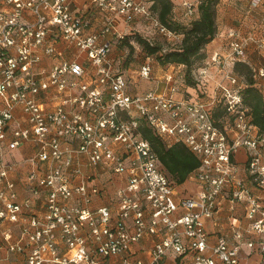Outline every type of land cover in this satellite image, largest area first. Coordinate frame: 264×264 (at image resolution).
Here are the masks:
<instances>
[{"label": "built area", "instance_id": "1", "mask_svg": "<svg viewBox=\"0 0 264 264\" xmlns=\"http://www.w3.org/2000/svg\"><path fill=\"white\" fill-rule=\"evenodd\" d=\"M4 1L10 8L0 11V239L9 251L24 252L20 264H162L170 254L175 264H241L244 239L264 253V134L252 121L245 84L234 71L250 40L264 51V32L245 38L230 29L224 43L229 52L209 61L192 85L180 70L166 71L160 85L147 60L139 74L157 85L139 92L111 52L125 39L120 22L151 18L164 35H175L153 16V0H84L83 9L73 0ZM181 4L190 15L196 10L189 0ZM28 10L32 21L23 18ZM59 40L87 54L95 68L91 78L76 58L55 63L46 76L36 71L43 54H59ZM258 76L264 68L253 71ZM51 90L57 104L49 109L40 97ZM142 122L167 146L182 143L198 158L191 174L198 192L177 191L143 137ZM26 142L35 143L36 167L26 176L30 194L21 197L5 149ZM101 174L109 176L105 182ZM115 181L113 204L95 205L106 183ZM224 200L244 203L249 237L238 228L236 243L222 235L210 244L206 221ZM9 223L20 226L16 237ZM146 238L152 244L145 257L138 256L135 246Z\"/></svg>", "mask_w": 264, "mask_h": 264}, {"label": "crops", "instance_id": "2", "mask_svg": "<svg viewBox=\"0 0 264 264\" xmlns=\"http://www.w3.org/2000/svg\"><path fill=\"white\" fill-rule=\"evenodd\" d=\"M74 5L78 6L80 8L85 7L84 0H73ZM10 5L5 3L4 0H0V11H6L9 10ZM83 9V8H82ZM233 12V11H229ZM250 11H243L241 12V20L242 22H238L235 26L227 27L228 29H236L238 30L243 37H247L251 34L252 31L255 30V33L259 35V30L254 29L253 26H249L248 23H246ZM228 13V14H229ZM257 13L259 14L260 18L262 19L264 23V8H258ZM251 17V16H250ZM25 21H32L34 19L33 13L28 10L24 15ZM258 21V20H257ZM261 23V22H260ZM99 16L96 15L95 21H94V27H99ZM136 22L133 24H127L125 22H120L119 27L123 29L124 33L127 31H130V28L135 26ZM92 27L91 29H96ZM258 27L256 24L255 28ZM227 28H220L218 30V33L216 37L208 43L206 46L207 50V56H208V62L211 61L218 53H220L223 49V45L227 40L226 36V30ZM55 46L57 48V51L59 52L58 55H48L43 54L41 62L36 66V71L40 73V75L46 76L50 70L52 69L53 65L57 62H61L62 60H73L76 58L78 61L82 62L87 70V78H91V75L94 73V66L91 64V62L88 60L87 54L84 52H79L75 46L68 44L64 40H59L55 43ZM13 53H15V50H13ZM111 57L115 60V62L118 61L117 52L115 50V46L111 52ZM253 71L258 70L260 68H264V51H260L257 49L256 45L253 43H248L247 46V55L244 60ZM183 68V66H181ZM212 71V70H211ZM210 73L212 74L213 72ZM219 80V77H215L211 79V82L209 83V88L213 89L216 82ZM255 83L257 86L263 91L264 93V76H258L255 78ZM139 86L137 88H132L134 91H145L150 88H153L151 85V81L143 78L139 82ZM53 90L49 91L48 93L43 94L40 99L42 101H45L47 108L51 109L53 108L57 102L54 100H51V96L53 94ZM51 95V96H50ZM180 95V94H179ZM3 106L2 101L0 100V107ZM16 115L20 119V122L22 125L26 126L27 122L25 120V116L21 112L19 108L16 110ZM11 138V136H10ZM36 146L33 142H26L19 146L18 148H15L14 150L5 149V159L8 162H11L14 164V171L12 173L13 177L16 179L18 184V190L20 192L21 197H25L30 194V190L27 186L26 182V176L27 174L36 167V164L33 162V156L35 155ZM239 165L241 167L242 176H246V173L243 171V168L245 166V160H246V152L244 149H240L237 152ZM105 175L101 174V179L103 180ZM98 183H100V178L97 180ZM105 182V180H103ZM102 182V181H101ZM119 182H110L106 183L107 189L103 192L101 196H98L94 202L95 205H104L113 204V193L115 191L114 185L118 184ZM190 184V187L188 188L187 185ZM109 185V186H108ZM178 187V188H177ZM196 187H199L200 185L196 182V180L190 175L189 178L182 184H177L176 188L177 191L182 195H189L192 193H195ZM186 193H184V192ZM38 204L36 203V206H40L41 201L39 199L36 200ZM247 220L245 218V205L244 203H237L232 204L228 200H224L222 207L220 210L216 213V215L208 219L206 221V229L209 234L208 241L210 244H214L217 241V238L219 236H226L228 238L229 242L234 244L236 243V239L234 237V230L235 229H242L244 231V234L246 238L249 237L248 233H245L246 226H247ZM10 225L14 232V237H16L20 231V226L15 224H7ZM245 238V237H244ZM152 240L150 238L143 239L140 243H138L135 246V249L138 252V256L145 257L144 249L151 246ZM1 245V243H0ZM241 264H264V253L261 252L257 248H251L249 247L245 239L241 241ZM25 258L24 252L21 251H15L11 252L9 251L5 246L0 247V264H20ZM176 260L173 254H170L166 256L162 264H175ZM109 264H112L109 262Z\"/></svg>", "mask_w": 264, "mask_h": 264}, {"label": "trees", "instance_id": "3", "mask_svg": "<svg viewBox=\"0 0 264 264\" xmlns=\"http://www.w3.org/2000/svg\"><path fill=\"white\" fill-rule=\"evenodd\" d=\"M219 0H201L197 5L194 15L189 19L188 26L171 18L173 9L172 0H153L151 6L159 21L171 30L183 33V40L178 48L172 49L160 55L165 64H182L187 67L188 76L186 83L195 84V77L192 72L196 62L203 66L208 64L206 46L218 33L217 27V4ZM149 53H158L161 50L159 45H152L150 42L140 39ZM234 71L244 82L242 96L245 105L249 108L252 121L260 132L264 134V93L255 83L253 70L245 61H237ZM143 137L148 139L154 147L161 163L172 179L177 184L184 183L193 171L199 166L198 158L182 143H175L167 146L144 122L140 125Z\"/></svg>", "mask_w": 264, "mask_h": 264}, {"label": "rangeland", "instance_id": "4", "mask_svg": "<svg viewBox=\"0 0 264 264\" xmlns=\"http://www.w3.org/2000/svg\"><path fill=\"white\" fill-rule=\"evenodd\" d=\"M182 1L183 0H172L173 9L171 18L180 22L185 27H190L188 22L189 19L194 15V13L192 15L188 14L186 12L187 10L181 4ZM189 1L195 4L196 9L197 5H199L201 2V0ZM260 7L264 8V0H219V3L217 4L218 30L220 28L235 26L238 22H242L240 21L242 18L241 12L250 11L249 13H246L251 16H248L246 23H248L249 26H253L254 29H258L260 32H264V29L260 25V22H262L263 20L258 19L260 18V16L257 13V9ZM229 11L233 12L229 13ZM153 16L157 18V15L154 13V11ZM256 24L258 25V27L255 28ZM229 30L230 28H227L226 31L228 32ZM172 31L175 33V35L168 37L159 31L151 18H142L136 21L135 28L133 30L127 31L125 33V39L115 46L118 57V66L122 71H124L133 88H137V86L140 85L139 82L143 79L139 74L140 66L147 60H149L153 65L152 75L155 78L153 80H158L160 85L162 84V77L164 76L165 72L169 70H180L183 78H186L188 76V70L186 66H183V68L173 69L171 67H166V64L161 60L160 55L166 53L169 50L178 48L182 43L184 36L183 33L175 30ZM250 35L255 36V30L252 31ZM140 39H144L145 41L150 42L152 45H159L161 47V50L158 53H149L147 49L144 48V45L140 42ZM250 42L256 45L255 42L250 40L248 43ZM223 49L224 50H222L221 53L227 54L229 52V49H227V47H225L224 45ZM194 66L195 67L192 68L191 73H193L195 77L198 72L205 66H203V64H201L200 62H196ZM210 71L213 72V76L217 75L218 73L215 67H211ZM153 80L149 81H151V85L155 87L157 85V82ZM108 177V175H105L103 180H107ZM187 187L189 188L190 184H188ZM199 190V187H196L195 191L198 192ZM0 243H2L1 239Z\"/></svg>", "mask_w": 264, "mask_h": 264}]
</instances>
